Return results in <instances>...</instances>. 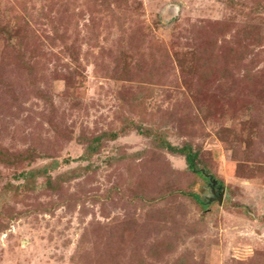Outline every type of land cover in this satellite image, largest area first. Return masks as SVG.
<instances>
[{
    "label": "rangeland",
    "instance_id": "rangeland-1",
    "mask_svg": "<svg viewBox=\"0 0 264 264\" xmlns=\"http://www.w3.org/2000/svg\"><path fill=\"white\" fill-rule=\"evenodd\" d=\"M0 264H264V0H0Z\"/></svg>",
    "mask_w": 264,
    "mask_h": 264
},
{
    "label": "trees",
    "instance_id": "trees-1",
    "mask_svg": "<svg viewBox=\"0 0 264 264\" xmlns=\"http://www.w3.org/2000/svg\"><path fill=\"white\" fill-rule=\"evenodd\" d=\"M172 150L180 152L184 156V159H185V162L188 166V169L191 171H195L194 166H193V161H194L195 155L192 154L188 148H181L179 150L178 149H172Z\"/></svg>",
    "mask_w": 264,
    "mask_h": 264
}]
</instances>
